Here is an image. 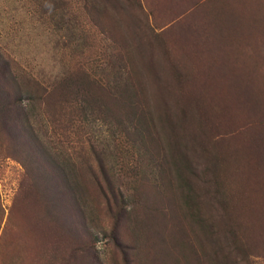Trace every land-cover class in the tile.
<instances>
[{
  "label": "rangeland",
  "instance_id": "rangeland-1",
  "mask_svg": "<svg viewBox=\"0 0 264 264\" xmlns=\"http://www.w3.org/2000/svg\"><path fill=\"white\" fill-rule=\"evenodd\" d=\"M260 47L264 0H0V264H264ZM123 52L119 123L72 85Z\"/></svg>",
  "mask_w": 264,
  "mask_h": 264
},
{
  "label": "trees",
  "instance_id": "trees-1",
  "mask_svg": "<svg viewBox=\"0 0 264 264\" xmlns=\"http://www.w3.org/2000/svg\"><path fill=\"white\" fill-rule=\"evenodd\" d=\"M243 42H245V41H243ZM243 49H245L246 51H249L250 47L248 45H244ZM257 50L263 51L264 47H260ZM125 54H126V52H123L121 54L116 53L115 54L116 56H114V58L117 62V66L119 65L118 66V68H119L118 72L124 76L123 77L124 80L123 81L120 80L119 86H113V85L107 86L108 91H106L104 87H101L100 91L102 93H98L97 91H95L96 90L95 88L97 85H101L102 83L99 81H96L94 78H92L86 72H83V74L80 75V77L83 78V82L81 84L79 82H76L75 85H72V86H75V87H77V89H80L82 91L81 92L82 93L81 94V96H82L81 101L83 103H103V105L106 103H109L108 105H106L107 112L105 110L104 111L107 115L115 117L117 122L120 119L121 114L133 115L135 113V110L132 108L129 111L127 110L128 113H126V109H125V111H121L119 109H122V107H117L114 103H136L137 102L136 97L138 96V93L139 92H141V94L143 93V90L138 91V89L136 88L134 83L132 85V83H129L128 81H126L127 77H129L128 71H130V70H129L128 63L124 58ZM262 76H264V74H262ZM99 80L101 81V78ZM138 88L141 89V86H138ZM97 89H99V88H97ZM110 89H112L114 92H111ZM249 94H252L254 96V100H256L257 102H260V100H262L264 98V95L258 94L257 89H253L252 93H251V91H249ZM83 95H84V97H83ZM123 116H126V115H123ZM126 117H128V116H126ZM121 121H122V118L119 120V123H121Z\"/></svg>",
  "mask_w": 264,
  "mask_h": 264
}]
</instances>
